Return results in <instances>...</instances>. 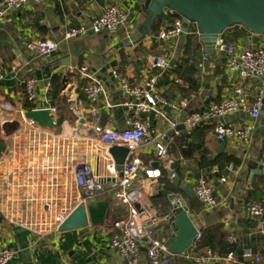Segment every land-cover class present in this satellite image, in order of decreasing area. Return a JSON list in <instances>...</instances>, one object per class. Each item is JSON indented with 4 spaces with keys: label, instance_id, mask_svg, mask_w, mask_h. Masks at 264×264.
I'll return each instance as SVG.
<instances>
[{
    "label": "crops",
    "instance_id": "1",
    "mask_svg": "<svg viewBox=\"0 0 264 264\" xmlns=\"http://www.w3.org/2000/svg\"><path fill=\"white\" fill-rule=\"evenodd\" d=\"M145 2L45 0L36 4L31 1L0 22V68L4 71L0 79V250L15 253L10 264H129L110 246L116 233L115 223L128 216L127 207L112 194H101L84 205L89 220L87 228L66 233L56 229L58 217L67 216L81 205V191L73 173L78 163L89 164L103 182L115 179L106 169L108 149L91 128L97 123L105 129H127L130 112L120 106L124 97L113 71H118L131 84L143 85L159 74L152 70V61L166 58L170 65L175 61V67L160 75L158 87L169 103L186 101L187 108L178 112L165 109V117H155L153 121L152 115L145 116L151 130L164 131L170 121H176L178 128L187 116L202 112L209 104L231 95L235 76L226 71L225 60L219 53L206 54L195 29L168 44L153 41L158 30L178 16L175 13L167 12L160 18L145 40L126 44L129 34L144 21ZM109 6H116L127 14L123 28L114 33L65 38L71 29L90 26ZM223 36L238 48L253 43L248 32L240 27L228 30ZM46 39L59 42L61 47L56 54L43 59L29 46ZM17 60L22 66L13 70ZM83 66L108 89L109 99L86 105L82 110L85 121L79 124L70 97L84 99L86 81L69 71ZM28 77L37 80L38 106L27 99L23 81ZM55 77L63 89L54 105L50 93ZM177 78L184 79L189 87L176 85ZM47 99L58 108L57 127L44 128L51 136L46 138V144H37L26 123V115L33 108L48 106ZM222 122L234 126L252 124L253 135L247 143L238 139L220 141L215 137L213 124H202L189 132L186 128L184 132L176 128V141L169 150L180 167L179 172L171 168L180 174L178 194L200 237L203 234L212 237L210 244L215 247L218 233L229 234L230 241L233 237L235 243L246 246L241 264H252L253 258H244L248 251L253 257H261L264 264V213L259 218L247 214L251 204L261 203L264 207V174L253 175L252 170L255 163L264 165V131L260 129L264 118L253 122L246 113H236ZM222 142L226 146L218 153ZM190 143L195 148L185 158L182 152L189 149ZM227 157L230 161L222 173L220 164ZM141 159L147 168L160 170L162 177L153 181L142 175L135 186L143 191L144 202L155 212L170 213L171 204L170 210L165 211L162 202L155 197L162 196L163 174L171 182V170L151 151L143 153ZM216 160L218 163L207 166L208 162ZM231 166L233 171H230ZM201 177L214 186L221 202L219 207L208 210L195 196L194 187ZM222 177L227 178L226 183H221ZM176 234L173 223L165 225L158 236L167 243ZM211 251L209 246L198 249L195 244L184 256H176V261L182 263L189 255L211 256ZM137 264H150L144 250Z\"/></svg>",
    "mask_w": 264,
    "mask_h": 264
},
{
    "label": "built area",
    "instance_id": "2",
    "mask_svg": "<svg viewBox=\"0 0 264 264\" xmlns=\"http://www.w3.org/2000/svg\"><path fill=\"white\" fill-rule=\"evenodd\" d=\"M31 1L41 4L45 0H0V22L6 20L12 12L23 9ZM127 20V14L123 10L116 6H109L104 14L96 18L90 26L82 25L71 29L66 33L65 38L78 39L90 33H114L123 28L127 24ZM184 27L182 18L177 16L172 23H165L158 30L153 36V41L168 44L181 37ZM235 27H240V30L248 32L249 38L253 39L251 46L238 48L235 44L227 41V38L223 36L224 33ZM193 29L194 26L189 28L187 34ZM230 29L219 36L216 52L225 60L226 71L235 76L236 82L233 91L228 98L221 102H213L204 111L187 116L183 125L189 132L202 124H213L214 134L218 140L232 141L238 139L247 143L253 135L254 126L252 124L234 126L226 125L222 121L236 113H246L253 122L262 120L261 112L264 107V34L254 33L242 25H235ZM29 47L35 50L38 57L45 59L56 54L61 45L53 39H46L37 44H31ZM21 66V62L17 60L13 63V70H18ZM151 68L159 74L151 77L143 85L131 84L118 71H113V77L124 97L120 106L130 112L127 129L124 131L105 129L98 126L97 123L93 124L91 128L108 150L117 146L126 148L129 154L120 173L117 171L113 158L107 156L106 169L115 176V179L109 182H103L101 178L96 176L93 168L87 163L82 162L75 166L73 173L76 185L81 191V205L98 198L101 194L108 193L114 195L122 205L127 207V218L115 223L116 233L111 239L110 246L129 264H137L143 250L150 264H241L235 253H230L224 258H216L210 255H189L185 257L182 263L177 262L176 256L171 254L166 242L161 240L158 234L165 225H173L175 209L184 208L181 195L173 194L170 197L171 212L159 215L149 204L144 202L143 191L135 186L142 175L153 181L162 177L160 170H151L146 167L141 159L143 153L153 152L170 170L176 162L169 149L176 141L177 122L170 121L169 128L164 131L151 130L150 122L145 116L155 113V117H165V109L178 112L187 108L188 105L186 101H182L180 104H171L160 92L159 77L171 68L170 61L166 58L156 59L152 61ZM69 74L79 75L86 81L83 87L84 99L69 96L70 101H74V112L80 124L85 121L82 110L86 105H96L101 100L107 101L109 92L102 83L90 74L87 66L71 68ZM3 77L4 71L0 68V79ZM174 82L180 87H189L188 82L182 78H177ZM23 84L29 102L38 106L35 93L37 80L28 77L23 81ZM47 104L48 106L45 107L33 108L32 111L50 110L51 117L56 123L58 108L50 105L48 99ZM26 121L34 141L37 144H46V138L50 137L51 134L32 120L26 119ZM50 158L53 159L54 155ZM233 170L234 167L231 166L230 171ZM177 177V174L171 170L169 176L171 182L175 181ZM220 181L226 183L227 178L222 177ZM194 193L200 203L208 210L221 205L215 194L214 186L207 178L201 177L197 181ZM263 213L264 207L261 203H254L247 207V214L253 218H259ZM70 214L56 219V229ZM231 242H235L233 237ZM244 258H253L252 264H262L263 262L261 257H253L250 251L245 253ZM14 259L15 253L11 250H0V264H10Z\"/></svg>",
    "mask_w": 264,
    "mask_h": 264
},
{
    "label": "water",
    "instance_id": "3",
    "mask_svg": "<svg viewBox=\"0 0 264 264\" xmlns=\"http://www.w3.org/2000/svg\"><path fill=\"white\" fill-rule=\"evenodd\" d=\"M167 12H173L182 18L185 25L181 37H186L188 29L194 26L196 36L204 46L206 54L213 55L216 52V43L225 31L235 25H242L254 33L264 34V0H146L144 4V21L138 29L129 34L126 44L138 43L145 40L154 30L156 23ZM175 67V61L171 63ZM66 79H64V84ZM264 118V107L261 112ZM26 119L38 123L43 128L56 129L57 124L51 117L50 110L31 111ZM155 119V113L151 120ZM260 129L264 131V123ZM177 131H185L180 125ZM226 146L221 143L218 153H222ZM109 155L115 161L117 170L122 172L129 151L122 147H112ZM253 175L264 174V165L255 163L252 166ZM180 178L175 180L178 186ZM176 220L174 228L176 236L167 241L171 254L184 256L198 241L199 231L191 221L184 208L175 209ZM89 226L87 208L78 206L70 216L59 226L60 233L85 229Z\"/></svg>",
    "mask_w": 264,
    "mask_h": 264
},
{
    "label": "trees",
    "instance_id": "4",
    "mask_svg": "<svg viewBox=\"0 0 264 264\" xmlns=\"http://www.w3.org/2000/svg\"><path fill=\"white\" fill-rule=\"evenodd\" d=\"M62 89L63 88L61 86V83L55 77L53 79V90L50 93V97H51V100H52L54 105H55V102L58 99H60V92L62 91ZM1 143H2V140L0 139V144ZM188 148H189L188 150H184L182 152L185 158L190 156L192 150L195 147L193 146V143H190V144H188ZM218 161L219 160H216L215 162L210 161L207 163V166L211 167V166L215 165L216 163H218ZM229 161H230V158L227 157V160L220 164V170L222 173L224 172L225 164L229 163ZM173 167L175 168V170L177 172L180 171V167L178 165H176V163L173 165ZM177 176H180V174L178 173ZM162 184H163L162 196H157L155 198L158 199L159 201H161L162 205L164 207V210L168 211V210H170V195L179 193L180 188L178 186H175L174 183L170 182L167 179V177L165 176V174H163ZM217 235H218L219 241L215 247L210 244L212 237H209L208 235L203 234V235H201L200 239L196 243L197 248L200 249V248H204L206 246H209L210 250H212L211 256L218 257V258H224L230 253H235L237 255L238 260L241 261L243 258L242 255L244 254L246 246L242 243L231 242L229 234L218 233ZM216 248H218L219 250L216 251Z\"/></svg>",
    "mask_w": 264,
    "mask_h": 264
}]
</instances>
